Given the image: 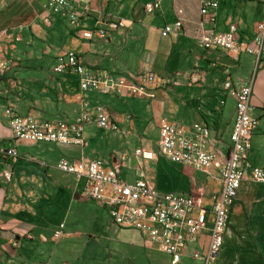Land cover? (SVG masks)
Listing matches in <instances>:
<instances>
[{
	"label": "crops",
	"instance_id": "obj_1",
	"mask_svg": "<svg viewBox=\"0 0 264 264\" xmlns=\"http://www.w3.org/2000/svg\"><path fill=\"white\" fill-rule=\"evenodd\" d=\"M48 1L0 0V58L9 61L0 77V264H75L69 256L78 259L77 246L89 248L94 242L101 248H91L87 264H201L191 255L200 247L197 243L170 255L147 243L138 230L115 226L108 209L83 194L84 179L61 171L58 163L62 157L103 159L127 182L139 177L140 167L161 191L209 196L220 188L218 168L208 174L170 162L158 149L160 123L166 119L190 131L195 122L204 123L212 148L228 154L236 109L232 90L252 81V113L259 125L248 161L264 168V42L255 41L264 2L218 0L214 29L225 32L236 24L239 38L255 49L234 55L197 41L205 18L202 0H162L153 12L145 5L154 0H73L78 14L74 28L51 12ZM121 19L126 26L106 38L82 36L84 30ZM179 19L181 29L163 36L165 25ZM68 50L86 67L121 75L140 90H82L76 72L53 71L57 56ZM194 68L203 73V83H190L186 73ZM145 73L158 80L138 83L134 75ZM8 107L37 120L70 122L87 108L92 112L84 125L87 144L17 141L5 115ZM98 107L107 110L117 128L97 124ZM10 147H16L19 158L8 180L3 171L9 160L3 153ZM139 147L153 157L137 156ZM160 175L168 181L161 182ZM59 229L62 234L56 237ZM228 241L242 250L229 255ZM215 264H264V183L241 181Z\"/></svg>",
	"mask_w": 264,
	"mask_h": 264
},
{
	"label": "built area",
	"instance_id": "obj_2",
	"mask_svg": "<svg viewBox=\"0 0 264 264\" xmlns=\"http://www.w3.org/2000/svg\"><path fill=\"white\" fill-rule=\"evenodd\" d=\"M161 1L148 2L145 5L146 11H155L160 7ZM48 5L52 13L68 19L71 27L77 25L78 14L73 0H49ZM218 7V0H202L201 14L205 18L202 19L195 34L199 44L206 49L221 48L234 55L255 51L247 40L239 38L236 24H231L229 30L225 32L214 29ZM46 20L50 22L49 18ZM106 24L105 28L84 30L82 36L89 39L106 38L111 31L126 26L122 19L110 20ZM181 27L180 19L174 24H166L162 35L167 36ZM256 28L255 41L262 45L264 19L257 23ZM8 68L9 61L0 58V77ZM67 70L79 74L81 89L85 91L126 90L137 93L140 90L137 83L129 84L121 75L86 67L73 50L60 53L53 68V71L58 73ZM186 76L190 83L204 82V75L198 68L188 71ZM134 78L138 83L158 80L154 73L137 74ZM252 91V81L232 90L236 99V109L228 154H222L218 149L212 148L210 129L204 123L195 122L192 131L166 119L160 123L158 149L170 162L203 170L208 174L212 167L218 168L220 188L209 196L201 191H161L150 182L140 167L139 177L134 182H127L119 176L115 167L103 159H90L85 156L78 159L62 157L58 168L84 179L83 194L104 205L115 226L140 231L147 243L170 255L184 253L190 245L197 243L200 247L193 249L192 257L201 264H215L228 226L229 207L237 198L241 181L248 178L254 182L264 183V168L252 165L248 161L251 138L259 125V119L252 113ZM5 115L13 138L17 141H48L81 146L87 144L84 125L92 119V112L87 108L71 122L37 120L21 116L11 107L5 110ZM95 120L101 127L117 128L104 107L96 108ZM3 154L9 160L3 176L10 180L12 163L18 160L19 154L16 147L6 149ZM135 154L144 159L153 157L152 152L142 147L137 148ZM61 234L60 229L55 232L56 237ZM205 234L208 235L206 242L203 240Z\"/></svg>",
	"mask_w": 264,
	"mask_h": 264
},
{
	"label": "rangeland",
	"instance_id": "obj_3",
	"mask_svg": "<svg viewBox=\"0 0 264 264\" xmlns=\"http://www.w3.org/2000/svg\"><path fill=\"white\" fill-rule=\"evenodd\" d=\"M171 175H174V174L171 173ZM160 177H161V180H162L161 182H167L168 181L167 176L160 175ZM176 181H177L176 178L172 179V182H176ZM176 192H178V191H176ZM224 246H226V249H227V252L229 253V255H232V253L234 251L237 252V251H241L242 250L240 245L237 244V246H234L233 242H231V241H228L226 244H224ZM77 247L78 248H76V250L79 252V255H78L79 257H77L78 259L76 260V256L75 255L74 256H69V260L75 261V264H77L78 262L80 264H87V259L89 257V251L91 250V248H93V247L101 248L99 242H94L93 244L89 245V248H87L86 245L85 246L79 245Z\"/></svg>",
	"mask_w": 264,
	"mask_h": 264
}]
</instances>
